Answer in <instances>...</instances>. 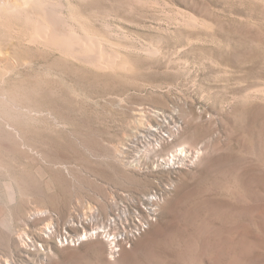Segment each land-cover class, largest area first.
Instances as JSON below:
<instances>
[{"label": "rangeland", "instance_id": "374dc122", "mask_svg": "<svg viewBox=\"0 0 264 264\" xmlns=\"http://www.w3.org/2000/svg\"><path fill=\"white\" fill-rule=\"evenodd\" d=\"M62 1L115 45L127 69L97 71L28 48L30 28L0 16V45L23 58L0 64V264H202L227 208L262 198L264 0ZM248 88L261 98L247 99ZM139 111L154 124L174 120L190 146L208 151L198 164L125 168L117 149ZM155 194L156 217L130 244L112 246L105 235L73 243L115 214L150 212L140 203ZM185 217L195 235L169 252L163 234ZM237 243L231 264H264V218Z\"/></svg>", "mask_w": 264, "mask_h": 264}, {"label": "bare ground", "instance_id": "6f19581e", "mask_svg": "<svg viewBox=\"0 0 264 264\" xmlns=\"http://www.w3.org/2000/svg\"><path fill=\"white\" fill-rule=\"evenodd\" d=\"M66 7L68 8L69 6H67L62 0L59 2H53L52 0H0V16L1 18L4 16L3 19H5L7 16L14 17L17 19V21L19 20L20 22L24 23L26 27L28 26L30 28L27 33L22 36V39L28 48L29 46L35 47L36 49L42 48L44 50L59 54L66 61L85 65L87 67H91L92 69L94 68L97 71L108 72L117 69L125 71L127 69L126 62L122 61L121 54L115 51V45L113 47V43H110L103 37H98L96 34L97 32H93L88 26V23L83 21V18L78 16L75 17V15L68 13ZM100 22L110 31L112 38L120 36V27H114L110 24L111 22ZM3 44L0 45V64H3L2 62L4 58L5 60H7V58H15L18 62L23 61V58L21 59V57H16L14 53H12L15 51L13 47L10 48H12L14 51L9 49V47H5ZM145 51V54L148 55H156L158 53L154 48H149ZM15 54H17V52ZM30 60L33 61V59ZM13 64H15V61ZM16 65L14 66L17 67ZM259 89H249L245 92L246 95L244 96L250 100H258L262 96V89ZM263 111L264 110L261 109L260 112L263 113ZM142 113L140 111L137 113L139 116L137 115L138 118L136 129L131 133V135H128L125 138V141L122 143L119 149H117L118 161L125 168L130 170H139L143 167V165L146 164L151 165V167L156 165L157 168L171 165L177 166L180 164L183 166L187 163L198 164V162L201 161L205 153L208 151L209 148L206 147L205 144L199 143L198 145L190 146V141L187 140L185 134L183 133V126L177 122H174V120L172 122L165 120L164 122L162 121V123H160L159 119L158 122L154 124L150 121L147 122V120L144 118V113L143 115ZM170 182L174 183L175 180L170 179ZM170 185L172 186V184ZM257 187L262 195V198L258 200L257 204L252 205L251 203V205H249V203L242 207L231 206L227 208V216L225 219H223L224 217L222 218L221 232H218L219 234L215 235L214 237L212 236L213 238L209 239L208 242L206 241V244L202 249V264H231L237 249V240L239 237L247 241L250 236L251 223L254 224L263 221L264 175L259 176ZM155 197L157 198L156 200H153L151 197L148 199H146V197V200H141L140 205L145 206L146 208L151 207L150 212L146 211V209H142V207L141 209L137 207V210L130 214L129 212L115 214L113 218H110L107 223L103 224L101 227L90 229V226H88L84 230V233L80 235L77 240L73 241V243L83 242L84 240H88L93 236L101 237L105 235V238L107 239L106 243L112 246L115 245L119 247L122 244H130L131 241H133L132 239L137 237V234L140 235L146 231H143L145 226H147L146 229H149L152 225L153 218L156 217L155 214L158 212L157 207L163 200V198L158 197L157 195ZM188 217L182 219L181 222H171L169 227H167L169 228V232L163 234V242L173 248L169 252L175 251L174 249H178L182 242L195 235V224L192 222L189 223ZM117 222L121 224V228L117 227ZM47 229L50 230V228ZM101 229H103L102 232H100ZM48 230L46 233H44V235H49ZM120 236H122V238H120ZM64 242L65 241H62L63 244ZM67 243H69V241H67Z\"/></svg>", "mask_w": 264, "mask_h": 264}]
</instances>
